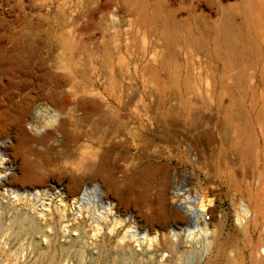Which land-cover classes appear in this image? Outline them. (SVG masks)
<instances>
[{"label": "rangeland", "instance_id": "374dc122", "mask_svg": "<svg viewBox=\"0 0 264 264\" xmlns=\"http://www.w3.org/2000/svg\"><path fill=\"white\" fill-rule=\"evenodd\" d=\"M0 264H264V0H0Z\"/></svg>", "mask_w": 264, "mask_h": 264}, {"label": "bare ground", "instance_id": "6f19581e", "mask_svg": "<svg viewBox=\"0 0 264 264\" xmlns=\"http://www.w3.org/2000/svg\"><path fill=\"white\" fill-rule=\"evenodd\" d=\"M183 205V204H182ZM185 206V205H183ZM184 213L188 212L191 218H195L196 220H198L199 218L202 217L203 215V211H200L199 209L196 208H191L190 211H188V209L185 206V210L183 211ZM192 222V221H191ZM193 223V222H192Z\"/></svg>", "mask_w": 264, "mask_h": 264}, {"label": "water", "instance_id": "95a60500", "mask_svg": "<svg viewBox=\"0 0 264 264\" xmlns=\"http://www.w3.org/2000/svg\"><path fill=\"white\" fill-rule=\"evenodd\" d=\"M84 193L86 194V190H84ZM177 208L180 209L182 212L185 210V206H183L182 204H178Z\"/></svg>", "mask_w": 264, "mask_h": 264}]
</instances>
